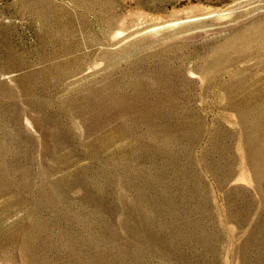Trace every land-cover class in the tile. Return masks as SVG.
Instances as JSON below:
<instances>
[{"label": "rangeland", "instance_id": "rangeland-1", "mask_svg": "<svg viewBox=\"0 0 264 264\" xmlns=\"http://www.w3.org/2000/svg\"><path fill=\"white\" fill-rule=\"evenodd\" d=\"M0 264H264V0H0Z\"/></svg>", "mask_w": 264, "mask_h": 264}]
</instances>
